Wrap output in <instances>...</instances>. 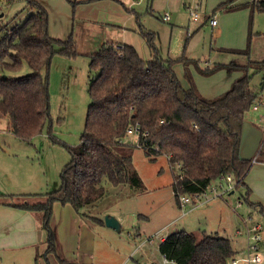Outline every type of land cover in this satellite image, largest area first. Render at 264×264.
Segmentation results:
<instances>
[{"label":"rangeland","instance_id":"1","mask_svg":"<svg viewBox=\"0 0 264 264\" xmlns=\"http://www.w3.org/2000/svg\"><path fill=\"white\" fill-rule=\"evenodd\" d=\"M230 1H235V5L249 1V6L227 11L224 4ZM240 2L143 0L134 5L132 0H49L46 8L51 35L64 41L72 36L75 51L71 55L55 53L50 67L43 71V75L50 77V117L42 132L32 138H19L12 131L9 118L0 116V202L15 198H20L18 202H42L47 192L61 187L62 174L72 159L71 148L81 141L91 103V55L104 45L114 43L118 47L122 41L134 45L140 56L149 60L153 58V51L141 32L150 31L155 34L158 54L164 61L175 63L176 73L184 84H188L181 60L184 57L198 62L201 68L220 62L264 58V13L253 12L250 0ZM26 5V0H0V26L24 20L30 13ZM192 11L199 13L198 20L194 19ZM167 12L170 20L163 19ZM210 15H216L219 24L223 18L224 22L213 27L209 23ZM188 34L192 35L189 40ZM250 42L247 55L230 51L244 49ZM188 68L192 70L199 92L212 98L230 89L241 76L239 71L226 68L204 76L195 63ZM30 72L31 68L25 63L19 71L4 73L21 76ZM251 85L258 91L254 104L264 93V73H254ZM247 118L264 129L263 106L259 110L252 107ZM127 140L135 146L134 164L143 180V188L135 192L127 184L115 187L104 182L108 194L85 209L96 219L81 216L78 224L63 204L54 203L50 223L56 228L58 239L66 237L70 245L80 251L91 242L89 249L84 250L87 254L83 260L85 264H162L164 256L158 249L161 237L182 230L194 232L198 239L208 233L230 237L233 248L240 250L246 246L245 221L248 225L264 224V211L249 206L246 200L249 197L264 206V162H254L246 178L252 190L249 195L245 186H237L234 181V188L227 190L226 181L217 179L201 197L212 198L211 201L195 209L190 203L183 210L175 197L173 172L167 157L161 155L151 159L139 147L135 134ZM215 187L218 192L213 191ZM106 215L119 220L120 230L100 221H105ZM236 230L243 232L238 238ZM47 252L44 246L39 254L32 248L2 250L0 264L3 259L17 254H34L37 256L35 262L40 264H47V254L50 264H54L59 251ZM259 252L263 258L259 264H264V242Z\"/></svg>","mask_w":264,"mask_h":264},{"label":"trees","instance_id":"2","mask_svg":"<svg viewBox=\"0 0 264 264\" xmlns=\"http://www.w3.org/2000/svg\"><path fill=\"white\" fill-rule=\"evenodd\" d=\"M26 1L30 13L24 20L0 26V116H7L14 134L23 139L42 132L50 117V77L43 71L50 67L55 53L71 55L75 51L72 36L66 41L51 36L48 10L36 0ZM250 4L253 12L264 13V0ZM141 34L153 51L152 59L142 58L131 44L120 49L109 43L91 55V103L81 141L71 148L72 159L62 174L61 187L47 192L42 202L10 203L44 213L48 252L57 248V233L50 223L54 203L69 204L80 216L94 218L85 209L108 194L104 182L115 187L127 184L135 192L143 188L134 164L135 146L127 140L128 128L136 124L149 133L139 135V147L153 160L167 157L180 205L181 195L203 194L214 180L227 175H232L237 186H245L247 195L252 191L246 178L254 161L240 159V143L243 123L258 95L251 80L254 73H264V58L201 68L184 57L185 86L175 63L158 54L155 34L144 30ZM250 45L230 51L247 55ZM25 63L32 72L21 76L4 73L19 71ZM193 63L204 76L222 68L239 71L241 76L230 89L209 98L195 84L188 68ZM256 162H264V144ZM246 200L249 206L264 211L261 202ZM159 250L176 264H231L240 254L230 237L206 234L198 239L186 230L169 234L159 243Z\"/></svg>","mask_w":264,"mask_h":264},{"label":"crops","instance_id":"3","mask_svg":"<svg viewBox=\"0 0 264 264\" xmlns=\"http://www.w3.org/2000/svg\"><path fill=\"white\" fill-rule=\"evenodd\" d=\"M36 1L41 3L45 8L47 7V4L49 2V0H36ZM141 1H143V0H132V4H134V5L139 4V3H141ZM238 1L240 2L241 0H238ZM254 1L255 0H250V3L253 4ZM247 3H249V1L246 3L240 2V3L236 4L237 5L236 6L235 1H230V2H225L224 5L226 7L233 6V7H235L233 9H236V8H243L244 4H247ZM240 4L242 5V7H238ZM230 10H232V9H229L227 11H230ZM251 10H252V8H251ZM219 11H221V10H218V12ZM211 17H212V15H210V18ZM223 22H224V18H223V21L221 23H223ZM209 23L211 24L210 20H209ZM220 24L218 22V24L216 26H213V25L212 26L218 27ZM50 28H49V31H50ZM191 37H192V35L188 34L187 40H189ZM54 38L61 39L58 37H54ZM120 40H123V37H121ZM119 42L124 44L122 41H119ZM175 70H176V68H175ZM191 72H192V70H191ZM240 74H241V72H240ZM184 85L187 86V84H184ZM204 96L212 98L209 95H204ZM18 200H20V198H15L14 200L10 199L9 201L18 202ZM9 201L5 200V201L0 202V252L2 250L16 251V250L32 248L33 250L35 249V252L37 254H39L42 246H44L46 251H48L47 230L43 226L44 213L38 212V211L23 210L21 208L13 206L12 204H10L11 202H9ZM58 203L59 202H56V204H58ZM198 207H199V205H198ZM198 207H197V205L196 206L193 205L192 209H195ZM64 209L67 210V212L74 218V221L77 224H78V221L80 223L81 216L71 205H69V204L64 205ZM190 211H192V210H190ZM37 215H39L40 218H38ZM55 230H56V228H55ZM75 232H76V230H75ZM56 233H57V230H56ZM235 233H236L235 235L237 238L239 237V235H241L237 232V230ZM87 234H90L89 230H87ZM167 234L168 233L164 234L161 237L160 242L168 236ZM208 234H210V233H208ZM78 238H79V236H78ZM70 244L71 243L69 242L68 239H66V237H65V240H64V237H59V239H58V235H57L56 251L58 250L59 252L56 253V259L57 260H55L54 262L56 263L57 261H59V262H57L58 264H85L83 262V260L85 259L87 254L84 250L89 249L91 242H87L81 251L75 250L74 246H71ZM92 244L93 245L95 244L94 239L92 240ZM158 249H159V245H158ZM244 249H245L244 247L242 249H240L239 255L244 254ZM159 252H160V250H159ZM46 256H47V264H50L51 261H50L47 254H46ZM36 257L37 256L34 254L32 256H30V255L22 256L20 254H17L15 256L11 257L10 259H6V260L3 259L2 264H40L38 262H35ZM162 264H163V262H162ZM256 264H259V263H256Z\"/></svg>","mask_w":264,"mask_h":264},{"label":"built area","instance_id":"4","mask_svg":"<svg viewBox=\"0 0 264 264\" xmlns=\"http://www.w3.org/2000/svg\"><path fill=\"white\" fill-rule=\"evenodd\" d=\"M255 1H259V0H255ZM192 15L194 17L195 20L199 19V13L198 12H193L192 11ZM171 16L170 13H165L163 16L164 20H170ZM210 22L211 25L216 26L218 24V18L216 15L212 16L210 18ZM124 47V45H118V48L122 49ZM261 106L264 107V93L261 94L259 100H257V102H255L252 107L254 110H259L261 109ZM264 132V129H263ZM127 134L128 136H131L133 134L137 135L139 137L140 134L147 136L149 133L148 131H141L140 129V125L136 124L134 127H130L127 130ZM264 143V140L262 142V145ZM262 147V146H261ZM261 149V148H260ZM260 151V150H259ZM258 151V152H259ZM257 160V154L254 157L253 161L256 162ZM222 180H225L227 185V190L233 189L234 188V179L232 177V175H227L225 177L221 178ZM224 185H220V188H222ZM218 188H213L214 192H218L217 190ZM202 195H206V192L203 194H197V193H193V194H184L180 196V203L181 206L183 208V210H185V207L187 206V204L193 203V205H200L202 203L208 202L209 200H211L212 198H206V199H202ZM218 195V194H217ZM220 196H223V194H220ZM246 223V246L244 249V254L242 255H238L236 257H234L231 260V264H254V263H261L263 261L262 258V254H260V244L262 242H264V224H262L261 222H254L251 225H248L247 222ZM239 234H242L243 232L241 230L237 231ZM164 256V255H163ZM150 264H156L154 262H151ZM163 264H176L175 260H171L169 258H167L166 256H164L163 259Z\"/></svg>","mask_w":264,"mask_h":264},{"label":"water","instance_id":"5","mask_svg":"<svg viewBox=\"0 0 264 264\" xmlns=\"http://www.w3.org/2000/svg\"><path fill=\"white\" fill-rule=\"evenodd\" d=\"M264 140V132L257 125L253 124L249 119L243 123L241 143H240V159L253 160L262 146ZM107 226L120 230L121 224L119 220L111 215L105 216Z\"/></svg>","mask_w":264,"mask_h":264}]
</instances>
